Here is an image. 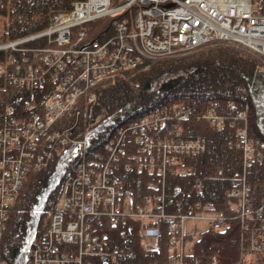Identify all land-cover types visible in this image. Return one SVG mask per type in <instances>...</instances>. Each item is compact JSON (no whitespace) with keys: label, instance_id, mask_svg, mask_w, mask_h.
Listing matches in <instances>:
<instances>
[{"label":"built area","instance_id":"built-area-1","mask_svg":"<svg viewBox=\"0 0 264 264\" xmlns=\"http://www.w3.org/2000/svg\"><path fill=\"white\" fill-rule=\"evenodd\" d=\"M107 18L109 25L99 31L106 37H92L90 24ZM218 42L238 43L264 58V0H75L69 8L50 10L43 29L0 40V76L6 75L11 88L28 92L31 100L26 110L36 107L29 117L12 116L0 127V243L9 207L28 172L47 171L52 159L74 147L76 165L65 178L64 194L32 240L29 264H120L117 251L107 249V234H95L93 226L128 219L140 222L147 248H156L161 233L166 234L172 255L168 264H192L193 259L194 264H201L192 244L201 239L202 230H224L232 219L240 220L242 230L240 259L234 264H247L245 256L264 253V184L257 192L246 175L255 163L264 170V141L247 129L248 105L232 114H219L212 107L193 114L185 104L161 106L126 121L100 148L92 146L88 137L91 127L106 114L103 110L92 120L99 99L96 87H106L150 61ZM46 86L52 91L40 108L35 94ZM80 99L89 107L82 129ZM67 114L73 122L58 127ZM192 118L216 127L229 121L231 126L239 124L228 144L240 151L245 170L230 177L229 213L216 211L214 202H200L185 211L175 200L181 189L174 187L172 194L166 191L168 172L187 173L184 156L201 154L207 148L204 136L183 135L182 123ZM130 146L132 152L127 151ZM122 156L127 159L125 170L134 167L158 178L149 184L152 192L139 203L119 174L125 161ZM195 186L201 188L200 179ZM203 213H210L201 217L207 226L187 231L185 221ZM247 227L248 245L243 235ZM207 262L220 264L216 255H210ZM0 264H6L1 254Z\"/></svg>","mask_w":264,"mask_h":264},{"label":"trees","instance_id":"trees-1","mask_svg":"<svg viewBox=\"0 0 264 264\" xmlns=\"http://www.w3.org/2000/svg\"><path fill=\"white\" fill-rule=\"evenodd\" d=\"M75 0H0L2 31L0 40L15 39L43 29L48 13L52 9H66ZM110 19L91 23L90 35L103 40L106 35L96 32L97 27H107ZM261 59L248 48L235 42H218L205 45L188 54L153 60L148 69H133L125 72L106 87H96L99 99L93 106L92 120L105 110V116L94 124L88 134L92 146L101 145L113 136L126 121L154 111L161 106L171 107L183 103L198 114L212 107L219 114H232L248 105V129L252 136L264 141V100L263 90L250 91V83ZM263 71L264 70H260ZM6 75L0 76V127L8 118L19 115L29 117L35 108L26 110V102L31 100L26 90L13 89L7 85ZM243 88V91H239ZM51 86L39 88L34 100L42 108ZM233 103L232 108L227 104ZM12 107V112L8 108ZM82 110L79 127L88 121L89 107L83 99L77 104ZM73 122L68 114L62 117L58 127L63 128ZM225 123L221 127L206 121L190 119L182 123L183 135L206 138L207 148L201 154L184 156V166L188 172L174 174L168 172L165 179L166 191L172 194L174 187L181 193L175 200L180 201L184 210L196 208L198 203L214 202L215 210L229 213L226 191L231 187V176L243 174L245 168L240 151L230 147L228 142L235 138L236 128ZM133 139H128L132 144ZM74 147L66 148L51 160L47 171L30 170L14 203L8 210L6 229L0 243L1 258L6 264H29L28 251L32 240L40 234L45 218L55 203L64 194L65 178L76 165ZM134 150V149H133ZM132 152V146L127 148ZM122 161L120 176L132 190L139 203L143 195L152 192L149 184L158 178L145 172H137L133 167L124 169ZM247 180L257 192L264 184V170L255 163L246 169ZM201 180V188L195 186ZM248 226L252 223L248 221ZM249 227L243 232L248 245ZM95 234H107V249L117 251L120 264H168L171 259L168 239L161 233L156 248L143 245L140 222L128 219L116 225L107 221L93 226ZM241 222L232 219L228 227L221 231L207 229L195 243L194 254L206 264L210 255H216L220 264H234L240 256ZM250 238V236H249ZM195 257V256H194ZM252 264H264V253L249 255ZM195 259L192 260L194 264Z\"/></svg>","mask_w":264,"mask_h":264},{"label":"rangeland","instance_id":"rangeland-1","mask_svg":"<svg viewBox=\"0 0 264 264\" xmlns=\"http://www.w3.org/2000/svg\"><path fill=\"white\" fill-rule=\"evenodd\" d=\"M2 19L0 18V31H2ZM104 27H97L96 28V32H98V31H100L101 29H103ZM0 36H1V33H0ZM210 44H213V43H210ZM210 44H208V45H210ZM203 46H205V45H203ZM200 47H202V46H200ZM200 47H197V48H200ZM197 48H195V49H197ZM195 49H192V50H189V51H183V52H181L180 54H177V55H184V54H188V53H190L191 51H193V50H195ZM177 55H174V56H177ZM169 57H172V56H169ZM166 58V57H165ZM261 59V62L264 60V58H260ZM151 62V61H150ZM264 62V61H263ZM149 68V66H145V68H141V69H148ZM259 68H261V66H259ZM261 70V69H260ZM259 69H256V71H255V73H254V77H253V79H252V81H251V83H250V91L251 90H253V91H259L261 88L262 89H264V72L263 71H260ZM122 77H125V74L122 76ZM103 87V86H102ZM263 93H264V90H263ZM262 99L264 100V94L262 95ZM180 104H183V103H180ZM176 105H178V104H175V106ZM93 110V109H92ZM248 112H249V108H248V111H246V116L245 117H247V120H248ZM69 115V114H68ZM70 116V115H69ZM60 123V122H59ZM59 123L57 124V126L59 125ZM229 123L231 124V121H229ZM247 123H248V121H247ZM235 124V123H234ZM249 127H248V124H247V129H248ZM250 133V132H249ZM202 136V135H201ZM21 189V188H20ZM19 189V190H20ZM19 190H18V192H19ZM18 194V193H17ZM17 196V195H16ZM14 201H15V199H14ZM14 201L11 203V205L14 203ZM232 203V201L231 202H229V205ZM228 205V206H229ZM10 208V207H9ZM210 213H203V214H200V215H195V216H193L192 218H189V219H187L186 221H185V223H186V227H187V231H190V230H193V229H195V227H197V228H199V229H203V228H205L206 226H207V224L208 223H206V221H204L205 220V218H206V216L207 215H209ZM201 217H205V218H201ZM203 231V233L206 231L205 229L204 230H202ZM141 241H142V243H143V245H144V240H142L141 239ZM194 241H195V239H194ZM194 245L195 244H192V247H193V249H194ZM239 259H240V256H239ZM238 259V260H239ZM249 255H247V256H245V263H247L248 264V262H250L249 261ZM251 263V262H250ZM210 264V263H209Z\"/></svg>","mask_w":264,"mask_h":264}]
</instances>
